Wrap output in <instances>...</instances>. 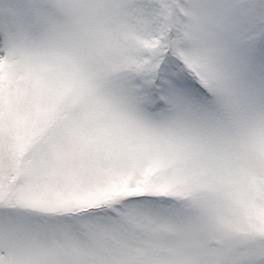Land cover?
Wrapping results in <instances>:
<instances>
[{
  "label": "snow or ice",
  "instance_id": "obj_1",
  "mask_svg": "<svg viewBox=\"0 0 264 264\" xmlns=\"http://www.w3.org/2000/svg\"><path fill=\"white\" fill-rule=\"evenodd\" d=\"M0 264H264V0H0Z\"/></svg>",
  "mask_w": 264,
  "mask_h": 264
}]
</instances>
